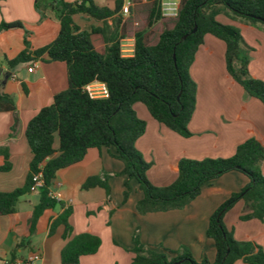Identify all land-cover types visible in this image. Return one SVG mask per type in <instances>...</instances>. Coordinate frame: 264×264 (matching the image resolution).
<instances>
[{
  "label": "trees",
  "instance_id": "16d2710c",
  "mask_svg": "<svg viewBox=\"0 0 264 264\" xmlns=\"http://www.w3.org/2000/svg\"><path fill=\"white\" fill-rule=\"evenodd\" d=\"M128 1L146 4L144 25L130 34L125 32L123 25V0H116L112 9L98 6L94 0L72 3L34 0V9L41 18L48 11L58 20V34L50 44L35 50L33 57L29 56V44L24 40L25 49L6 64L13 68L42 56L46 63L62 62L66 66L67 87L54 95L51 104L41 108L26 124L24 136L31 159L25 184L13 192H0V215L14 213L16 202L29 192L32 177L40 174L43 184L37 191L39 201L29 218L28 236L34 233L43 212L57 205L62 212L50 223L49 234L61 225L64 228L62 239H68L72 233L69 224L72 210L50 193L56 173L81 162L90 149L112 147L113 157L123 164L118 173L124 177L122 202L127 200L131 190L129 182L134 179L142 193V199L135 205L140 215L181 210L199 195L203 185L228 172H239L248 180L208 220L205 236L214 245L213 262L206 259L196 262L184 247L178 251L162 249L158 252L142 244L138 229H135L131 236L129 264H234L237 261L264 264V252L260 247L235 240L232 229L222 223L224 214L239 201L245 205L240 221L264 223L263 144L251 138L239 144L228 158L181 159L177 178L167 186L155 187L146 178L150 164L135 147L144 134L145 122L138 119L133 110L135 103L142 104L154 121L182 138L190 136L187 125L195 108L196 85L189 68L206 35L224 44L225 70L231 79L246 97L264 106V81L252 78L248 72L249 61L244 53L248 47L236 28L216 20L223 15L247 25L259 24L264 29V0H180L176 16L169 19L171 26H163L156 35L153 28L164 19L160 0ZM131 9L129 7V12ZM76 15L102 22L103 26L82 31L74 23ZM106 21L111 22V27ZM20 27V23H1L0 32ZM129 36L133 39V53L124 57L120 41ZM94 82L104 86V97H92L85 91V86ZM15 110L13 98L0 92V112ZM16 125L14 118L11 130ZM0 155L5 159L0 172H6L9 170L6 150L1 148ZM108 177L107 174L90 176L81 189L101 188L108 201ZM100 244V238L95 235H74L61 251V263L77 264L81 257L94 255ZM20 247L21 242L15 249Z\"/></svg>",
  "mask_w": 264,
  "mask_h": 264
},
{
  "label": "crops",
  "instance_id": "0c3cea01",
  "mask_svg": "<svg viewBox=\"0 0 264 264\" xmlns=\"http://www.w3.org/2000/svg\"><path fill=\"white\" fill-rule=\"evenodd\" d=\"M115 1L94 0V3L112 9ZM123 1L125 4L127 0ZM79 19L89 18L73 17L82 30ZM1 23L21 24L20 28L0 32V92L11 96L16 108L15 112H0V149L6 150L9 164L8 171L0 172V192L9 193L24 186L28 172L31 155L24 136L26 124L41 108L51 104L54 95L66 89L67 82L65 64L46 63L43 61L45 56L13 68L6 64L25 49L24 40L29 44V56L33 57L35 50L56 38L59 22L51 12L46 11L45 17L41 18L34 9V0H0ZM106 25L111 27V22L106 21ZM91 26L102 27L103 23ZM120 47H124L121 52L126 53L122 56H132L133 39H122ZM32 65L34 71L28 73L27 68ZM260 68L259 73L255 70L253 74L264 81V60ZM189 75L196 85V102L187 125L188 138H182L154 121L142 104L133 105L137 118L145 122L144 134L135 147L152 165L146 176L155 187L167 186L177 178V165L181 159L228 158L239 144L251 138L264 146V106L258 100L246 97L227 74L224 44L220 40L210 35L204 37ZM95 85L99 90L104 89L100 83ZM14 118L17 125L11 130ZM114 154L112 147L90 149L81 162L56 173L50 193L72 210L69 217L72 233L68 239H62L64 228L61 225L49 234L50 223L62 212L57 205L43 212L34 233L28 236V222L39 201L38 192L25 193L16 202L14 213L0 215V264H29L32 254L39 255L32 264H62L60 254L65 244L74 235L82 233L99 237L101 244L94 255L81 257L77 264H129L131 236L135 229H138L140 242L158 252L162 249L178 251L184 247L196 262L202 259L213 262L214 245L205 236L208 220L231 194L238 193L247 184V178L239 172H228L203 185L199 195L181 210L140 215L135 205L142 199V193L134 179L129 182L131 190L127 200L122 202L124 177L118 173L123 164L113 157ZM4 164L5 159L0 155V167ZM261 172L264 176V161ZM102 174L109 176L108 201L101 188L81 189L88 177ZM244 210L243 202H237L224 214L222 223L232 229L235 240L252 242L264 252V223L240 221L239 216ZM20 242L21 247L16 250ZM234 264L244 263L237 261Z\"/></svg>",
  "mask_w": 264,
  "mask_h": 264
},
{
  "label": "rangeland",
  "instance_id": "374dc122",
  "mask_svg": "<svg viewBox=\"0 0 264 264\" xmlns=\"http://www.w3.org/2000/svg\"><path fill=\"white\" fill-rule=\"evenodd\" d=\"M130 3H131V8H132L131 12H129L127 15H122L125 32L127 31L129 34L130 32H135L137 29L141 28L144 25L145 16H146V4L144 1L130 2ZM161 14L164 19L153 28V32L155 33V35L160 32L163 26H166V27L171 26L170 24L171 22L169 21V19H172L173 17L164 16L162 10H161ZM216 20L222 24L232 26L239 31L243 44L249 49V50H244L245 56L248 58V61H249L248 63L249 75L252 78H255L254 77L255 75L253 73L255 70H257L259 73L261 69L260 66L262 65V60H264L263 58L264 56V29L262 28V26L259 24H256L253 26L247 25L246 23H243V22H239L236 20L233 21L223 15L217 16ZM78 22L83 25L82 30L87 31V32L91 29L92 27L91 25L95 26L100 23L90 18L86 20L79 19ZM128 38H131V37L129 36ZM153 41L154 40H151V42ZM120 48L124 49V47H120ZM122 54H126V53H122ZM255 79H258V78H255ZM151 166L152 165L150 164V168ZM34 196H37V195H34Z\"/></svg>",
  "mask_w": 264,
  "mask_h": 264
},
{
  "label": "built area",
  "instance_id": "2783aa9c",
  "mask_svg": "<svg viewBox=\"0 0 264 264\" xmlns=\"http://www.w3.org/2000/svg\"><path fill=\"white\" fill-rule=\"evenodd\" d=\"M179 3H180V0H160V7H161V10L163 11V15L168 16V17L176 16ZM129 7H131V3L129 1L125 2V4L122 6L121 14L127 15L129 13ZM33 71H34L33 65L27 68L28 73H32ZM84 89L92 97H96L97 95H100V94L106 95L105 88L102 90H99L98 87L95 85V82L86 85ZM42 184L43 183H42L41 175L40 174L34 175L31 179V186H30L29 191L37 192L39 188L42 187ZM38 259H39L38 254H32L30 258L28 259V263L32 264Z\"/></svg>",
  "mask_w": 264,
  "mask_h": 264
},
{
  "label": "water",
  "instance_id": "95a60500",
  "mask_svg": "<svg viewBox=\"0 0 264 264\" xmlns=\"http://www.w3.org/2000/svg\"><path fill=\"white\" fill-rule=\"evenodd\" d=\"M195 31V28L192 30V33ZM182 39H185V37H183ZM10 73L7 74V76H9Z\"/></svg>",
  "mask_w": 264,
  "mask_h": 264
}]
</instances>
